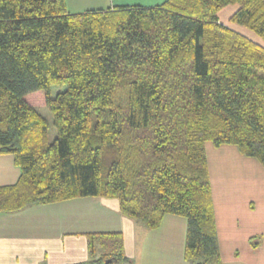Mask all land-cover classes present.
<instances>
[{
  "label": "trees",
  "instance_id": "obj_1",
  "mask_svg": "<svg viewBox=\"0 0 264 264\" xmlns=\"http://www.w3.org/2000/svg\"><path fill=\"white\" fill-rule=\"evenodd\" d=\"M227 6L261 45L219 23ZM36 108L50 113L52 142ZM206 143L264 168V0L78 14L65 0H0V155L21 171L0 187V214L116 199L146 230L186 219L185 259L220 264ZM88 242L91 258L77 264L128 263L121 234Z\"/></svg>",
  "mask_w": 264,
  "mask_h": 264
},
{
  "label": "crops",
  "instance_id": "obj_2",
  "mask_svg": "<svg viewBox=\"0 0 264 264\" xmlns=\"http://www.w3.org/2000/svg\"><path fill=\"white\" fill-rule=\"evenodd\" d=\"M166 1L65 3L68 13L78 14L119 6L152 8ZM236 9H222L219 23L261 45L253 33L229 23ZM37 111L45 116L43 110ZM205 154L220 264H264V168L256 159L243 156L236 146L216 148L206 143ZM20 175L13 157L0 155V187L16 184ZM186 229V219L166 215L158 228L146 230L121 214L116 199L89 197L30 206L0 214V264L87 262L91 258L88 235L111 233L121 234L127 264H190L184 257ZM94 246L97 255L99 244Z\"/></svg>",
  "mask_w": 264,
  "mask_h": 264
},
{
  "label": "rangeland",
  "instance_id": "obj_3",
  "mask_svg": "<svg viewBox=\"0 0 264 264\" xmlns=\"http://www.w3.org/2000/svg\"><path fill=\"white\" fill-rule=\"evenodd\" d=\"M94 9H98V8H94ZM258 38V37H256ZM259 39V38H258ZM65 88H58V87H54L52 88V96H54L57 92H60V91H63ZM37 110H40V111H44L45 113V116L48 117V119L50 120V128H49V136H48V139L50 142L53 141V139H55L56 137V132L52 126V123H51V116H50V113L47 111V109H43V108H38ZM52 136H54V138H52Z\"/></svg>",
  "mask_w": 264,
  "mask_h": 264
},
{
  "label": "water",
  "instance_id": "obj_4",
  "mask_svg": "<svg viewBox=\"0 0 264 264\" xmlns=\"http://www.w3.org/2000/svg\"><path fill=\"white\" fill-rule=\"evenodd\" d=\"M115 263V262H114Z\"/></svg>",
  "mask_w": 264,
  "mask_h": 264
}]
</instances>
